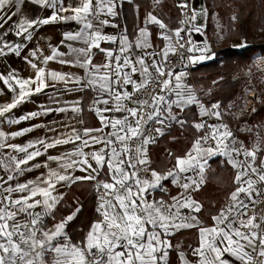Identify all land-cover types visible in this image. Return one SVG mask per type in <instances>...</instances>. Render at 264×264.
<instances>
[{"label":"snow or ice","instance_id":"snow-or-ice-1","mask_svg":"<svg viewBox=\"0 0 264 264\" xmlns=\"http://www.w3.org/2000/svg\"><path fill=\"white\" fill-rule=\"evenodd\" d=\"M31 2L52 9V14L45 18L20 15L13 20L24 0H0V28L11 22L8 31L0 34V56L21 54V44L4 39L9 33L31 40L32 29L57 21L72 20L83 25L76 33H66L65 39L82 41L85 47L70 46L68 53L53 49L46 56H38L39 49L32 51L31 57L40 63L25 57L34 70V75L27 78L11 72L0 73V81L15 94L11 102L0 104V118H6L8 124H20L53 112L79 113L82 109L74 104L71 109L46 107L42 112L17 118L7 116L27 98L54 87L56 82H75L97 92L91 110L98 116L101 127L82 130L71 127L55 138L27 144L8 140L43 125L10 133L0 130V149L23 154L5 153L0 159V166L10 173L6 179L0 177V264H169L174 248L180 264H264V149L259 144L249 148L238 142L229 125L223 122L220 104L206 106L185 84L186 72L168 67L169 57L185 49V35L189 37L186 43L191 46L186 51L190 55L181 53V60L194 64L213 58L214 54H208L210 45L206 39L202 47L190 39L193 31L204 35V26L196 24L202 13L190 8L188 0H182L178 6L191 14L184 12L186 19L180 22L182 26L169 29L162 19L149 12L145 26L138 29L135 40H130L126 30L120 35L102 31L104 26L118 27L101 17H116L121 0H77L75 4L66 0ZM13 7L15 11L11 10ZM149 24L157 25L161 38L167 42L158 52L148 51L153 48ZM102 43L117 44L118 48H104ZM94 49L104 54L102 64L93 63ZM136 49L144 54L136 55ZM197 52L199 55L191 54ZM69 55L75 59H65ZM50 61L78 66L84 69L85 77L42 66ZM193 105L199 108L201 117L215 118L218 123L203 120L193 123L192 127L202 134L184 155L174 157L170 169L158 171L152 167L149 146L165 134L172 122L183 126L187 121L179 114ZM152 125H158L154 128L155 136L150 132ZM69 144L75 145L71 151L47 155V161L57 165L55 168L47 162L31 163L50 149ZM217 156L236 170L235 187L227 202L211 215V224H206L199 216L203 204L193 193L205 182L209 160ZM40 167L47 168V173L42 172L35 180L10 183ZM76 171L84 175H76ZM84 181L94 182L99 194L96 211L100 219L92 224L82 241L73 242L65 229L79 208L51 228L46 220L55 219V210L63 201L60 188ZM166 181L179 191L168 200L157 199V191L168 192ZM17 193L20 195H14ZM190 229L197 230L198 244L189 246L190 253H186L180 245H173L171 238Z\"/></svg>","mask_w":264,"mask_h":264},{"label":"crops","instance_id":"crops-1","mask_svg":"<svg viewBox=\"0 0 264 264\" xmlns=\"http://www.w3.org/2000/svg\"><path fill=\"white\" fill-rule=\"evenodd\" d=\"M76 2L77 0H66V3L75 4ZM181 2L182 0H160L159 3H157L156 0H121V3L117 8L118 15L116 17H101V19H109L111 24H116L118 25V27L113 28L111 26H104L102 31L107 34L120 35L124 34L126 30V34L129 36V39L135 40L136 36L138 35V29L145 26V20L149 12L153 13L154 15H157L158 18L162 19L167 24L169 29H176L182 26L180 23L182 21L181 16L183 11L185 10L178 6ZM188 2L190 8H195L202 13L198 16L196 24L204 26L202 29L204 35L193 31L190 36L191 41L194 45L202 47L206 39L208 44L210 45V52L208 54H215L216 56V54L218 53L216 43L214 42V34L217 33L216 23H227L226 19L219 14L218 10L214 9L212 11L213 0H188ZM11 10L15 11V8L13 7ZM52 11L53 10L50 8H42L37 4H33L31 0H24V3L23 5H21L20 8V13H18L17 16L13 17V20H18L20 18V15H24L29 18H45L50 16L52 14ZM65 15L68 14L66 13ZM10 25L11 22H9V24H6L3 28H0V34L8 31ZM82 27L83 25L72 20L57 21L47 25H38L36 28L31 30V40H26L24 37H16L13 33H9V35L7 37H4V39L8 40L13 44H21V54L17 56L15 53H9L7 56H0V73L7 74L11 72L19 77L27 78L34 75V70L30 67L25 57H29L33 59L34 62L40 63V61L36 60L35 57H31L32 51L39 49L40 51L37 53L38 56H46L50 55L53 49H58L61 52L68 53L70 52V46L72 48L85 47L82 41H71L65 39L66 33H76L80 31ZM147 27L151 32L150 39L153 45V48L148 49V51L158 52L166 45L167 42L161 38V30L158 28L157 25L149 24L147 25ZM182 35L185 34L182 33ZM188 38L189 37L185 35V41H187ZM233 45L234 44H232V47H234ZM101 47L116 49L118 48V45L102 43ZM93 53V63L102 64L105 60L104 54L100 53L98 50L95 49L93 50ZM135 54L143 55L144 52L143 50L136 49ZM191 54L199 55L198 52ZM65 59H75V57L73 55H69L65 57ZM42 66L46 67L49 70H57L72 73L75 76L82 78L85 77L84 69L78 66L71 67L68 65H62L56 61H50L47 65ZM184 82L194 90L193 83L187 75L184 78ZM129 91H131V88H129ZM14 95L15 94L10 92L7 86L2 81H0V104L11 102ZM96 98L97 92L91 88L82 87L81 84H77L75 82H70L67 84L63 82H56L54 87L47 88L43 92L34 94L27 98L24 102L19 104L17 108L13 109L10 113H8L7 116L17 118L19 116L26 115L30 112H42V110L46 107H65L71 109V106L74 104L79 105V107L82 109L81 112L77 113L72 110H68L63 113L53 112L48 115H39L32 120H24L20 124H8L6 123V118H0V130L6 133H10L19 131L24 128L32 127L33 125H43V127H36L33 129V131L27 132L23 136L8 140V143L27 144L31 141H35L41 138H55L61 133L68 132L71 127H75L80 130H82L83 128H100L101 124L99 118L96 113L91 110L93 107L92 100ZM174 111L178 110L174 109ZM185 111H187V114L185 116H183L182 113H180L179 115L185 121L186 119L190 121H193L195 119V121L190 123L191 126L193 123L201 121L202 117L199 113V108L197 106L193 105L189 108H186ZM185 124H187V122ZM184 125L181 126L180 124L172 122L170 126L166 128L165 134L163 136H158L156 139V143L149 146V156L150 148L152 146H155L162 137L170 135L172 131H175V129L177 128L183 130ZM49 128L56 129V131L50 132ZM107 131H109V129H105V132ZM74 147L75 145L69 144L50 149L46 155L37 157L36 161H33L31 163H39L43 165L45 162H47L50 167L55 168L57 165L52 161H47V155H62L67 151H71ZM5 153H7L8 155H23L14 153L11 151V149H0V159L5 157ZM174 163L175 161L172 162V165L169 167V169L173 166ZM42 172L47 173V168H34L31 172H25L22 176H18L15 180L10 183L16 184L18 182H25L26 180H35L38 176H40ZM8 174L10 173L6 171L3 166H0V177L6 179ZM75 174L84 175V173H81L79 171H76ZM92 183V181H84L78 182L74 185H71L70 187H61L60 191L64 193L63 201L66 200V198L70 197L71 199H74L72 203H76L77 197H79V195H82L84 191L92 189ZM164 183L166 187L172 185L168 181ZM177 192L178 190L174 189L172 190L171 194L168 195L167 193L157 191L155 193V196L157 199L163 197L165 200H168L170 199V196L176 195ZM14 195L20 194L17 193ZM62 202L60 205L57 206L55 210V219L53 220L51 218H48L46 220V224L49 228H51L56 222L60 221L62 218L66 217L64 204L62 205ZM98 203L99 202L96 200L95 210L98 207ZM37 211H39V209H37ZM213 214H215V212L213 211H202L199 216L200 219L203 220L206 224H211L210 217ZM99 219L100 216L98 220ZM176 235L175 237L171 238L173 245H180L181 249L184 250L186 253H190L189 246L195 247L198 244V232L196 229L183 230L177 233ZM169 264H180L178 252L175 248L170 251Z\"/></svg>","mask_w":264,"mask_h":264},{"label":"trees","instance_id":"trees-1","mask_svg":"<svg viewBox=\"0 0 264 264\" xmlns=\"http://www.w3.org/2000/svg\"><path fill=\"white\" fill-rule=\"evenodd\" d=\"M213 7L227 21L228 43L213 60L193 67L192 82L200 94L210 91L205 96L209 103L218 102L221 107H225L238 99L247 80L245 75L252 74L256 87L263 96V104L250 121L252 125L264 126V83L259 81L255 73L257 69L254 68L256 59L264 57V0H213ZM235 41L243 42L244 46L236 48L229 45ZM235 76L240 78L233 80ZM182 114L185 116L187 111ZM186 121L183 130L175 129L150 148L153 168H159L158 171L168 170L174 157L184 155L199 136L200 133L190 124L195 119ZM242 137L246 140V136ZM169 153L173 155L170 157ZM235 172L224 158L217 156L210 159L205 182L199 191L193 193V197L203 204L202 211L216 213L227 202V196L235 187ZM91 185V190L84 191L77 200L75 198L76 203H72L74 199L70 197L62 202L66 217L77 208L80 209L66 226L67 234L76 241H82L94 221L99 218L95 210L94 185Z\"/></svg>","mask_w":264,"mask_h":264},{"label":"built area","instance_id":"built-area-1","mask_svg":"<svg viewBox=\"0 0 264 264\" xmlns=\"http://www.w3.org/2000/svg\"><path fill=\"white\" fill-rule=\"evenodd\" d=\"M186 11H188V10L185 9L183 11V13ZM183 13L181 16V20L186 19L185 15ZM190 14H191L190 11H188L189 16H190ZM189 46L190 45H188L185 41V49L179 50L176 53V55H172L170 57V59H169L170 62L168 64V67L169 68H175L176 71L184 70L186 72L188 78L191 81H193V78H192V70L194 67L193 64L188 63L184 60H181V58H180L181 53H183L184 56L190 55V53H188L186 51L187 47H189ZM185 65H187V66H185ZM255 73H264V67L259 65V69L256 70ZM245 77L247 79V82L241 88L240 97L236 101L230 102L225 107H221V110L224 113L223 122L227 123L229 125V128L233 132V135L236 138V140L238 142H242L244 145H245V140L243 139L242 136H250V135L254 134V132H255L254 126L251 124L250 120L256 114V112L261 107V105L263 104L261 92L255 86L254 80L252 78V74L245 75ZM238 78H240V77L235 76L233 78V80H236ZM193 88H194L198 98L206 106H210L213 103H217V102H210L209 103L205 99V96L207 94H209L210 92H208L206 94H200L197 91L196 87L194 86V83H193ZM94 100L95 99L92 100V105H93ZM129 106L131 107L132 105H129ZM252 109H255V111H252ZM202 120L206 121L209 124L218 123V121H216L215 118H210V117H202L201 121ZM157 126L158 125H152V128L150 129L151 134L154 136L156 135L154 128ZM201 134L202 133H200L199 135H201ZM160 172H165V171H160ZM93 185H94V182H93ZM167 189H168V192H167L168 195H170L172 190H174V189L179 191V189H177L173 185L167 186ZM94 190H95V188H94ZM98 195L99 194L95 191V196H96L97 201H98ZM257 212H258V214H261V208L260 207L257 208ZM249 214H251V213H249ZM73 242H80V241L73 240Z\"/></svg>","mask_w":264,"mask_h":264},{"label":"rangeland","instance_id":"rangeland-1","mask_svg":"<svg viewBox=\"0 0 264 264\" xmlns=\"http://www.w3.org/2000/svg\"><path fill=\"white\" fill-rule=\"evenodd\" d=\"M212 7H213V5H212ZM213 10H214V7L212 8V11ZM216 26H217V28H216L217 33L214 34L215 35L214 42L216 43V48L218 49L217 52L219 53L220 51H222L226 47V44L228 43L229 33H228L227 23L218 22V23H216ZM235 42L234 43L230 42L229 45L232 46V44H234L233 46L236 48H241L242 46H244L243 42H236V43ZM214 57H215V54H214L212 59H214ZM259 58H262L264 60V57H259ZM259 58L256 59L255 66H254V68L257 70L259 69V64L264 67L263 62L258 61ZM212 59H205L204 61H198V62H196L194 64L192 63V64H193V66L199 65L201 63H205V62L210 61ZM257 76H258L259 81L264 83V73H257ZM254 84H255V82H254ZM255 86H256V84H255ZM238 97H240V95ZM262 100H263V96H262ZM253 126H254L255 132H254V134H252L250 136H246L245 146L251 148L253 145L259 144L261 149H264V126H262V125H253ZM205 178H206V171H205Z\"/></svg>","mask_w":264,"mask_h":264},{"label":"bare ground","instance_id":"bare-ground-1","mask_svg":"<svg viewBox=\"0 0 264 264\" xmlns=\"http://www.w3.org/2000/svg\"><path fill=\"white\" fill-rule=\"evenodd\" d=\"M258 61H262L264 64V60L262 58H259ZM260 65V64H259ZM261 66V65H260ZM263 67V66H262Z\"/></svg>","mask_w":264,"mask_h":264}]
</instances>
